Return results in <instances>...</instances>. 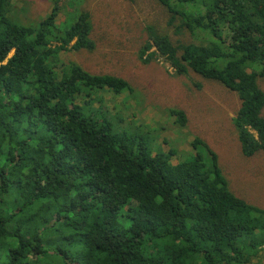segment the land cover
Wrapping results in <instances>:
<instances>
[{
    "label": "trees",
    "instance_id": "obj_1",
    "mask_svg": "<svg viewBox=\"0 0 264 264\" xmlns=\"http://www.w3.org/2000/svg\"><path fill=\"white\" fill-rule=\"evenodd\" d=\"M158 1L170 24L211 39L151 35L139 58L237 93L241 152H264V0ZM58 3L23 23L0 0V264H264V209L230 191L201 140L174 163L154 133L124 125L129 84L58 57L94 47L90 15L58 18ZM169 113L184 132L185 113Z\"/></svg>",
    "mask_w": 264,
    "mask_h": 264
},
{
    "label": "rangeland",
    "instance_id": "obj_2",
    "mask_svg": "<svg viewBox=\"0 0 264 264\" xmlns=\"http://www.w3.org/2000/svg\"><path fill=\"white\" fill-rule=\"evenodd\" d=\"M53 1L11 0L23 23L41 21L53 8ZM58 6V18L66 12L73 16L72 9L90 15L89 38L94 44L87 51L67 48L58 57L77 63L89 74L111 75L129 84L133 104L125 108L132 114L123 111L129 116L124 125L132 121L131 125L141 124L143 132L154 133L159 145L162 140L165 147L175 151L174 163L188 159L193 154L192 141L201 140L215 155L230 191L264 209V152L258 151L252 157L241 152L233 121L240 108L237 93L191 71L178 74L158 54L147 62L139 58L141 48L151 44V35L166 33L174 45H187L197 44L196 39L203 31L191 36L178 18L170 24V14L158 0H59ZM188 7L192 12H196L195 8L199 10L196 5ZM203 33L211 39L208 33ZM153 51L156 52L154 47L149 50ZM257 84L264 92V78H258ZM111 97L109 94L106 99L109 101ZM120 101L118 98L115 103ZM110 105L109 102L111 109ZM171 110L185 113L184 132L171 120ZM261 114L264 116V108ZM145 138L149 140L146 135ZM198 149L205 150L201 146ZM260 254L264 256V252Z\"/></svg>",
    "mask_w": 264,
    "mask_h": 264
},
{
    "label": "clouds",
    "instance_id": "obj_3",
    "mask_svg": "<svg viewBox=\"0 0 264 264\" xmlns=\"http://www.w3.org/2000/svg\"><path fill=\"white\" fill-rule=\"evenodd\" d=\"M168 12V11H167ZM169 13V12H168ZM170 14V13H169Z\"/></svg>",
    "mask_w": 264,
    "mask_h": 264
}]
</instances>
